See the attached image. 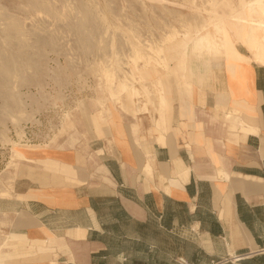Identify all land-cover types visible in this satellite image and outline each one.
I'll return each mask as SVG.
<instances>
[{"label":"crops","instance_id":"crops-1","mask_svg":"<svg viewBox=\"0 0 264 264\" xmlns=\"http://www.w3.org/2000/svg\"><path fill=\"white\" fill-rule=\"evenodd\" d=\"M253 27L243 31L249 50V35L258 34ZM217 33L208 27L190 44L176 36L159 53L165 68L168 48L198 59L191 73L203 71L201 61L209 64L213 80L203 89L204 103L198 88L191 97L179 94L173 77L166 103L157 76L145 96L158 82L160 100H153L161 111L169 105L166 113L137 105V97L127 105L138 121L130 113L112 116L110 134L87 109L79 114V133L31 131L35 139L14 162L24 163L12 190L0 185V214L8 216L4 230L32 238L33 249L56 237L57 251L37 253L38 264H221L214 257L219 243L227 258L264 262V67L247 64L245 55L226 62L221 54L232 45L222 29ZM223 40L225 49L216 46Z\"/></svg>","mask_w":264,"mask_h":264},{"label":"rangeland","instance_id":"rangeland-1","mask_svg":"<svg viewBox=\"0 0 264 264\" xmlns=\"http://www.w3.org/2000/svg\"><path fill=\"white\" fill-rule=\"evenodd\" d=\"M242 1L0 0V185L3 191L12 190L18 167L24 163L19 162V166L7 169L12 150L18 151L29 146L31 138L35 139L33 133H47L50 130L54 134L57 131L56 138L74 128L79 133L78 117L87 109L91 114L89 120L95 118L110 134L112 116L119 120V113H132L133 106H129L130 110L123 106L127 103L123 97L122 102L114 99L105 86L107 84L101 71L106 75L114 73L121 79L126 78L139 89L137 105L150 106L154 114L161 110L153 99L145 96V91H140V78L141 83L149 89L148 82L151 79L162 77L168 104L169 77H173L179 94L190 96L195 92L193 88H198L199 101L204 103L203 89L205 85L212 84L210 79L213 80L209 64L204 65L201 61L203 71L191 73L190 64L193 61L198 63V59L184 51L169 52L166 46L168 49L162 53L168 63V68H165L157 58L160 52L150 48V44L160 45L170 28L174 27L178 32L177 39L190 44L193 30L202 21L208 24L210 19H217L223 34L234 48L221 54L225 61L235 62L240 60L238 55H245L243 60L247 64L258 66L254 60L255 54L247 49L243 31L248 25H255V22L264 24V16L258 10L249 8L236 14ZM182 24L187 26V30H181ZM193 24L195 26H191ZM255 41L264 47L260 31ZM133 43L137 46L138 54L134 51L136 48H132ZM240 47L247 55L243 54ZM146 55L151 59L143 60L144 57L150 58ZM126 58L129 62H126ZM97 61L105 66L97 67ZM167 71H170L169 76ZM192 79L195 80L194 85ZM168 106L161 112H168ZM220 108L222 113L226 111L225 105ZM135 110L142 112L144 106L142 109L136 107ZM228 117L237 120L236 116ZM11 118L17 121V127ZM134 118L138 121L136 116ZM35 120L39 122L35 123ZM133 128L136 130L138 126ZM98 129L101 131L100 127ZM97 134L103 136L99 132ZM92 170V167L87 169V174ZM94 182L97 183L96 180ZM7 217L0 214V221L4 222L0 226V239L6 234L8 239L14 241V246L6 244L2 248L0 264H38L37 253L54 254L57 249L55 246L60 245L52 235L48 237L44 250L33 249L32 238L4 230L8 224ZM180 236L190 238L185 234ZM214 252V257L220 261L230 264L237 262V256H224L223 243L216 244Z\"/></svg>","mask_w":264,"mask_h":264},{"label":"bare ground","instance_id":"bare-ground-1","mask_svg":"<svg viewBox=\"0 0 264 264\" xmlns=\"http://www.w3.org/2000/svg\"><path fill=\"white\" fill-rule=\"evenodd\" d=\"M242 1V0H241ZM242 5V4H241ZM243 5L245 6V7H247V9L249 8V9H251L252 11H256V10H258L263 16H264V0H250V1H246L245 2V4H244V2H243ZM256 6H258V8L256 7ZM245 7L244 8H239V9H237V14H239V12H241V11H243L244 9H245ZM193 23H194V21H193ZM196 23V22H195ZM220 23H221V21H220ZM200 24V23H199ZM197 25V24H196ZM181 26V25H180ZM191 26H195V24H193V25H191ZM254 27H253V29L256 31V27L258 28V29H260V30H258V31H260V32H262V36H263V38H264V24H262L261 22H255V25H253ZM208 27H212L213 29H214V32H218L220 29H221V27H220V24H219V21H217V19H215V20H209V22H208V24L206 23V22H203L202 21V24H200V26H198V27H196L194 30H193V35H200V32L201 31H203V30H205L206 28H208ZM174 28V27H173ZM173 28H170V30L164 35V37H163V39H162V41H161V44L160 45H154V46H152L153 44H150V48H152V49H157L158 51L157 52H160L161 51V49H162V47L165 45V44H167L169 41H171V40H173V38H175L176 36H178V32L175 30V29H173ZM183 29H186L187 30V26L186 25H183L182 24V28H181V30H183ZM180 30V29H179ZM178 30V31H179ZM184 32V31H183ZM188 32V31H187ZM180 34H181V31H180ZM185 34V33H184ZM218 34V33H217ZM182 35V34H181ZM249 48H250V50H252L253 52H254V54H255V56H254V60H255V62H256V64L257 65H260V66H263L264 67V47L262 46V45H260V44H258L256 41H255V39H254V37L253 36H251V35H249ZM133 44H134V46H133ZM131 46H133L132 48H136V50H134V51H136L135 53H137L138 54V49H137V46L135 47V43H133ZM157 44H159V43H157ZM137 45V44H136ZM139 45V44H138ZM221 45H223V47L222 48H224L225 49V47H226V42L223 40L222 42H220V41H216V46H221ZM148 48H149V46H148ZM231 49L233 50L234 48L233 47H231ZM133 51V52H134ZM149 51V50H148ZM147 51V52H148ZM151 51H149V53H150ZM134 53V54H135ZM137 54H136V56H137ZM139 54H141V53H139ZM151 54H155L154 53V51H153V53L151 52ZM113 56V55H112ZM146 56H148V58L150 57L149 55H146ZM156 56V55H155ZM159 57V59H160V56L158 55L157 56V58ZM113 58V57H112ZM133 58V57H132ZM138 57H136V59H137ZM141 58V57H140ZM143 58V57H142ZM115 59V58H114ZM127 59V58H126ZM144 59H146L147 60V58L146 57H144ZM149 59H151V57L149 58ZM158 60V59H157ZM156 60V61H157ZM98 62V61H97ZM96 62V63H97ZM120 62V61H119ZM126 62H128V59L126 60ZM112 64H113V62H112ZM116 64V63H115ZM114 64V65H115ZM120 64H124V63H120ZM126 65H127V63H125ZM96 66L97 67H103V66H105L102 62H98L97 64H96ZM116 66V65H115ZM111 67V66H110ZM117 67V66H116ZM105 71V70H104ZM119 71V70H118ZM100 73V72H99ZM98 73V74H99ZM101 73L103 74V77L105 78V82H106V84L107 85H105L106 86V88H109V90H110V92H111V94L114 96V97H116L115 95H119V96H121V97H123V100L125 101V102H127V103H125V104H123V106H125L126 108H128L129 109V106L127 105L129 102L130 103H134V99L135 98H137V96H140V94H139V89H134V87H133V85L132 84H130L129 82H128V80L126 79V78H123V79H121L120 77H118V76H116V75H114V73L112 74V73H110V74H104L102 71H101ZM105 73H106V71H105ZM108 86V87H107ZM139 88H140V91H142V92H149L147 89H146V86H144V84H140L139 85ZM144 92V93H145ZM160 93H161V91H160V88H159V84H158V82H156V83H153V85H152V93H149V98H151V99H158V100H160ZM18 97V96H17ZM121 97H120V100H117V102H122V100H121ZM122 104V103H121ZM78 105H79V103H78ZM132 113V115L134 114V110L133 111H131ZM136 113V112H135ZM230 113H232V114H236V115H239V112H237L236 110H230ZM24 114V113H23ZM22 114H20V116H21ZM24 116V115H23ZM11 117V116H10ZM10 117H9V119H10ZM11 121H12V123H14L15 125H16V123H17V121L14 119V118H11ZM14 126V125H13ZM16 127H17V125H16ZM21 159V153L20 152H18V151H16V150H12V154H11V161L8 163V165H7V169L9 168V167H13L14 166V162L15 161H18V160H20ZM220 189L223 191V187L221 186L220 187ZM1 196H7L6 195V193H3V195H1ZM2 225H4V222L3 221H0V226H2ZM6 244H10L11 245V247H13L14 246V241L13 240H10V239H8V237L6 236V234H3L2 235V239H0V251L2 250V248L6 245ZM12 249H14V248H12ZM236 257V256H235ZM1 258V257H0Z\"/></svg>","mask_w":264,"mask_h":264},{"label":"trees","instance_id":"trees-1","mask_svg":"<svg viewBox=\"0 0 264 264\" xmlns=\"http://www.w3.org/2000/svg\"><path fill=\"white\" fill-rule=\"evenodd\" d=\"M243 262H245L244 264H248V263H246V262H247L246 259H241V260L235 262L234 264H242ZM226 264H230V263H226ZM249 264H250V263H249Z\"/></svg>","mask_w":264,"mask_h":264},{"label":"built area","instance_id":"built-area-1","mask_svg":"<svg viewBox=\"0 0 264 264\" xmlns=\"http://www.w3.org/2000/svg\"><path fill=\"white\" fill-rule=\"evenodd\" d=\"M242 258L241 257H238V259H236V261H239V260H241ZM227 262H224V264H226ZM221 264H223V263H221Z\"/></svg>","mask_w":264,"mask_h":264}]
</instances>
